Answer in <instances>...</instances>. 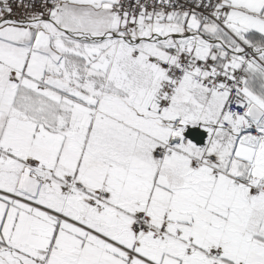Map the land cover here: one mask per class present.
<instances>
[{"label":"snow or ice","instance_id":"obj_1","mask_svg":"<svg viewBox=\"0 0 264 264\" xmlns=\"http://www.w3.org/2000/svg\"><path fill=\"white\" fill-rule=\"evenodd\" d=\"M0 264H264V0H0Z\"/></svg>","mask_w":264,"mask_h":264}]
</instances>
